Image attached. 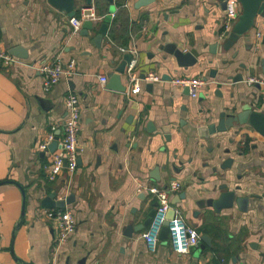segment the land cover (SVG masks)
<instances>
[{
	"label": "crops",
	"instance_id": "1",
	"mask_svg": "<svg viewBox=\"0 0 264 264\" xmlns=\"http://www.w3.org/2000/svg\"><path fill=\"white\" fill-rule=\"evenodd\" d=\"M83 3L74 0L75 14ZM90 3L98 16L84 33V19L73 29L68 11L49 0H0V46L26 50L18 61L0 63V264H264V136L248 120L208 128L222 110H264L261 84L248 79L264 76V16L256 14L226 44L221 0H113L97 45L90 36L109 1ZM169 40L197 60L178 65L162 46ZM125 51L136 58L139 74L152 69L160 79L140 78L128 91L125 68L119 73L125 90L110 84ZM56 55L73 57L75 72L44 89L38 64ZM177 74L207 81L192 96L170 82ZM69 90L80 104L77 163L48 178L52 148L36 142L53 125L59 132ZM172 179L181 186L170 194L167 214L178 209L209 244L178 252L160 237L150 250L142 236L146 225L127 233L155 205L150 186ZM223 189L246 195L244 206L233 198L215 209L212 200ZM50 192L71 199L46 205ZM65 207L75 228L59 241L47 210Z\"/></svg>",
	"mask_w": 264,
	"mask_h": 264
},
{
	"label": "built area",
	"instance_id": "2",
	"mask_svg": "<svg viewBox=\"0 0 264 264\" xmlns=\"http://www.w3.org/2000/svg\"><path fill=\"white\" fill-rule=\"evenodd\" d=\"M240 11L238 0H226L224 8V29L222 33H226L232 21L236 18ZM92 6L81 7L79 14L69 15V20L73 29H78L85 18H96ZM260 34V32H258ZM122 50L127 49L126 46H120ZM18 57L11 53L8 49L0 46V63L10 64L18 61ZM135 57H130L126 62V71L128 73L129 86L128 91L138 87L140 78L149 80L160 79V74L152 69H147L143 72V76L135 70ZM42 73V85L44 89H48L54 82L58 80L61 75L69 76L75 72V60L73 57L67 60H62L61 56L56 55L50 60L42 61L37 67ZM99 78L105 82L107 75L100 73ZM250 81H257L261 84L264 90V76L251 75L248 78ZM170 82L173 84L183 85L188 87V93L196 96L199 92L200 86L207 81L202 75L197 74H177L170 77ZM65 117L59 125V132L55 131L53 125L47 131L44 137L36 142L39 149L48 150L49 142L57 139V145L51 149L50 162L46 168V175L48 178L55 177L63 167L72 171L77 163L78 155V129L80 126V104L78 95L69 90L65 96ZM181 186L179 179H172L165 186H150V190L154 193L155 205L154 213L151 216L148 224L142 231V236L150 250L156 248L157 242L160 238L159 232L164 219H167L168 240L171 248L175 251H186L192 246H197L200 242V234L197 229L189 224L183 214L175 209L174 212L168 216L167 211L170 207V194L176 191ZM47 214L56 219L58 224L57 238L63 240L74 228L75 217L72 211L68 208H49Z\"/></svg>",
	"mask_w": 264,
	"mask_h": 264
},
{
	"label": "water",
	"instance_id": "3",
	"mask_svg": "<svg viewBox=\"0 0 264 264\" xmlns=\"http://www.w3.org/2000/svg\"><path fill=\"white\" fill-rule=\"evenodd\" d=\"M52 4L65 8L69 15L74 14L75 9L73 7L74 0H49ZM86 3H83L82 6L88 7L92 6L90 3L91 0H85ZM108 11L103 14L102 20L100 21L99 25L97 26V31L90 36V41L94 44L99 45L103 34H105L108 30L109 22L111 20V10L114 9L113 0H108ZM151 0H135V5L139 4H146ZM226 0H221L222 5L225 6ZM240 4V11L238 12L235 20L231 28L227 31L226 35V44H231L238 38L239 34L245 30H247L250 26L254 24L256 14L264 16V0H238ZM95 20L93 18H85L83 20V28L85 29L83 32L88 33V28L95 26ZM264 23V22H263ZM165 50L170 51L175 58V61L178 65H182L184 67L188 66L189 64L194 63L197 60L196 55H194L189 50H184L182 47L178 46L175 42L167 41L162 44ZM9 51L15 55L25 56L26 50L21 44H14L9 48ZM131 57L130 51H125L123 53V57L120 62L116 66V71H113L109 75V83L114 85L117 88H121L125 90L126 85L120 79V72L125 70L126 62ZM209 60V59H208ZM144 72V71H143ZM143 72L140 73V76H143ZM234 77H241V74L237 73ZM184 90L188 91V87L184 86ZM249 121L250 124L258 130L264 136V110L259 108H252L250 105L244 106L242 109L232 112H226L222 110L220 112V117L218 118L217 122H210L208 125L209 130L215 129H224L225 127L238 122ZM58 132V130L56 131ZM57 145V139L51 140L49 142V147L54 148ZM223 186V184L221 185ZM71 195V194H70ZM70 195L61 198H53L52 192L48 193L44 196L42 202L46 205H64L65 202L70 201ZM178 197L183 195L182 191L177 193ZM233 198L238 203L239 206H244V202L246 200V195H240L234 197V192L231 189H223L220 191L218 196L214 198L212 201L213 206L215 209H219L221 206H227L232 204ZM174 200H171V203H174ZM241 204V205H240ZM173 205V204H172ZM154 207L152 206L146 213V215L141 218L139 221L131 224V230L128 231V234H131L132 229L138 230L143 228L145 225L148 224L151 216L154 213ZM23 211V207H22ZM171 212L173 213V206L171 207ZM171 213V214H172ZM170 216V215H168ZM168 235V227H167V219H164L162 226L160 228L159 236L160 237H167ZM203 241L209 242L208 235L203 233L201 235ZM203 241L199 242L200 245H203Z\"/></svg>",
	"mask_w": 264,
	"mask_h": 264
}]
</instances>
